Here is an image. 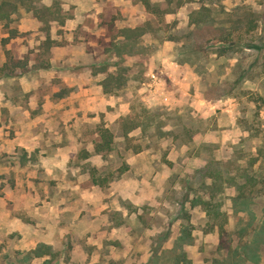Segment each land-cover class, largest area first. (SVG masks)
<instances>
[{"label":"rangeland","instance_id":"obj_1","mask_svg":"<svg viewBox=\"0 0 264 264\" xmlns=\"http://www.w3.org/2000/svg\"><path fill=\"white\" fill-rule=\"evenodd\" d=\"M60 2L69 18L51 25L49 70L5 72L7 51L34 59L46 32L21 10L4 45L0 23V264H44L40 244L59 253L50 264H174L182 252L191 264H264V0H187L162 18L133 0ZM200 13L214 29H196ZM146 22L152 31L118 51L120 30ZM110 74L125 81L114 93ZM126 119L140 125L128 136ZM101 127L116 142L105 156L93 151ZM209 159L256 178L249 201L232 185L219 195L223 234L190 203Z\"/></svg>","mask_w":264,"mask_h":264},{"label":"trees","instance_id":"obj_2","mask_svg":"<svg viewBox=\"0 0 264 264\" xmlns=\"http://www.w3.org/2000/svg\"><path fill=\"white\" fill-rule=\"evenodd\" d=\"M41 0H0V23L3 28L8 31V37L3 38L2 44L9 43L12 39L19 37V31L17 28L12 27V23L15 21V15L18 14L21 10H25L27 12H31L34 17L39 20L44 26L43 31L46 32V38L41 42L38 53L36 54V58L31 59L29 55H25L24 58L18 59L12 56L10 51L6 52L7 60L2 67L5 72L8 74H13L15 69H19L21 73L27 72L30 70H49L52 68L51 64V50L56 45V41L50 37V29L53 23H56L59 27H63L68 20V15L63 11L60 0H53V3L49 6L47 5H38ZM139 2L143 5L146 12L151 15L162 18L166 15L175 13L179 8L187 3V0H133ZM201 14V13H200ZM239 22H242V18L238 19ZM193 24L196 25V29L202 26L208 27V29H214L215 26L213 24V20L209 18L207 15H200V17H195L192 19ZM232 29V27H231ZM151 23L146 22L144 25L137 26L135 28H123L120 30V41L116 46L117 50L120 51L121 45L124 46H135L137 41L141 39L144 35L151 32ZM217 31V29H216ZM231 32V31H230ZM230 46L228 49L219 50L217 56H223L224 52L228 50H235V43L232 41L229 42ZM185 46V47H184ZM187 46L183 43L182 49L187 48ZM238 47L246 48V49H254L260 50V46L254 44H248L247 42L242 46V43L238 45ZM218 52V51H217ZM132 54V53H131ZM44 55H50L48 58H44ZM33 61L31 67H29V63ZM258 77H264V63L261 65L260 71L257 73ZM115 82V85H113ZM104 90L107 93H114L120 90L124 85L125 81L117 76L116 78L113 75H108L106 80L104 81ZM112 84V85H111ZM140 127L139 124L135 122H131L128 119L124 121L122 127V133L124 136H128L129 133L135 131ZM116 148L115 135L109 129L105 127H101L98 129V137L93 142V151L96 155H108L113 153ZM261 152V151H260ZM89 154H85V158H88ZM23 163L28 162L29 160L25 157H22ZM226 164L224 161H216L213 159H209L202 167L196 169L191 177V183L196 184L200 189H202V193H208V197H204V194L194 195V197L190 200L191 206H200L207 215V227L210 232L215 231V228L218 229L220 234L224 233V224L218 223L216 221L220 217H224V213L221 210L222 203L218 199L219 195L224 191L225 188L232 185L237 189L236 199L242 201V203L246 202L251 198L248 193L245 192L247 186H255L256 183L255 176H244L243 174L233 173L226 168ZM94 182L97 183V178L93 177ZM254 181V182H253ZM185 185L191 187V183ZM264 188V185H263ZM185 224L183 226V230L181 232L180 239L182 241H190L192 239V228L190 226L189 216L185 218ZM227 247L225 242L221 241L219 249H223ZM37 258H42L44 256H50L49 260H46L44 264H50L52 259L58 257L57 252L53 251L51 246L40 244L34 250ZM177 257V256H176ZM174 264H191V262L187 259L185 253H179L178 257ZM214 264H225L222 260H215Z\"/></svg>","mask_w":264,"mask_h":264},{"label":"crops","instance_id":"obj_3","mask_svg":"<svg viewBox=\"0 0 264 264\" xmlns=\"http://www.w3.org/2000/svg\"><path fill=\"white\" fill-rule=\"evenodd\" d=\"M94 2H96V0H93ZM53 64V62H51Z\"/></svg>","mask_w":264,"mask_h":264}]
</instances>
